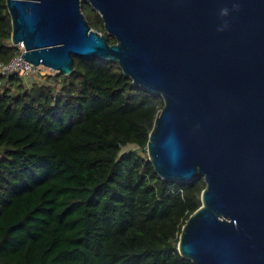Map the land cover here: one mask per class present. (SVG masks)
Returning <instances> with one entry per match:
<instances>
[{
  "label": "water",
  "instance_id": "95a60500",
  "mask_svg": "<svg viewBox=\"0 0 264 264\" xmlns=\"http://www.w3.org/2000/svg\"><path fill=\"white\" fill-rule=\"evenodd\" d=\"M89 4L106 36L89 26ZM13 46L54 73L115 62L159 95L147 160L162 180L203 178L177 250L193 264H264V0H6Z\"/></svg>",
  "mask_w": 264,
  "mask_h": 264
},
{
  "label": "trees",
  "instance_id": "16d2710c",
  "mask_svg": "<svg viewBox=\"0 0 264 264\" xmlns=\"http://www.w3.org/2000/svg\"><path fill=\"white\" fill-rule=\"evenodd\" d=\"M11 33L0 0V63L15 54ZM73 65L30 87L0 77V264H193L177 244L205 183L162 180L147 160L162 97L115 62Z\"/></svg>",
  "mask_w": 264,
  "mask_h": 264
},
{
  "label": "built area",
  "instance_id": "2783aa9c",
  "mask_svg": "<svg viewBox=\"0 0 264 264\" xmlns=\"http://www.w3.org/2000/svg\"><path fill=\"white\" fill-rule=\"evenodd\" d=\"M23 52V45H16V51L11 60L5 63H0V77L8 78L10 76H19L24 78L29 75H40L42 77L46 76L45 71H49V69L41 65L33 66L32 64L26 62L22 57Z\"/></svg>",
  "mask_w": 264,
  "mask_h": 264
},
{
  "label": "rangeland",
  "instance_id": "374dc122",
  "mask_svg": "<svg viewBox=\"0 0 264 264\" xmlns=\"http://www.w3.org/2000/svg\"><path fill=\"white\" fill-rule=\"evenodd\" d=\"M48 74H55L53 71H45V75ZM42 76L40 75H29L23 78L24 85L26 87H30L33 83H35L37 80H39Z\"/></svg>",
  "mask_w": 264,
  "mask_h": 264
}]
</instances>
